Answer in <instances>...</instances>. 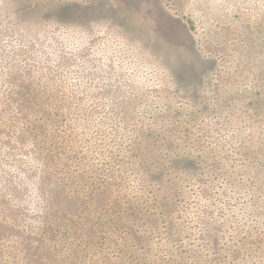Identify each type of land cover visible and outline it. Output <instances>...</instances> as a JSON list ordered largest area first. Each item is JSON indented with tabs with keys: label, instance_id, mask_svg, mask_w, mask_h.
Segmentation results:
<instances>
[{
	"label": "rangeland",
	"instance_id": "374dc122",
	"mask_svg": "<svg viewBox=\"0 0 264 264\" xmlns=\"http://www.w3.org/2000/svg\"><path fill=\"white\" fill-rule=\"evenodd\" d=\"M0 105L65 106L72 172L95 169L136 209L144 184L123 161L181 127L200 164L192 187L210 173L211 193L231 199L226 216L187 200L183 228L149 216L146 232L118 228L116 208L56 202L86 230L50 244L37 195L51 167L0 137V264H264V0H0ZM249 239L257 254L235 251Z\"/></svg>",
	"mask_w": 264,
	"mask_h": 264
},
{
	"label": "trees",
	"instance_id": "16d2710c",
	"mask_svg": "<svg viewBox=\"0 0 264 264\" xmlns=\"http://www.w3.org/2000/svg\"><path fill=\"white\" fill-rule=\"evenodd\" d=\"M19 14L21 13L19 12ZM182 83L185 85V89L191 93L198 86L196 81L186 80L185 77ZM3 106L0 105V129H3V132H0V137L5 140H21L24 145L20 151L26 149L29 153L38 154L41 158V165L46 164L51 167V171H45L46 174H42L41 187L38 189L40 194L36 193L40 199L39 206L43 208L44 215L47 214L45 217H53L51 223L46 221L42 225L43 229L41 228L42 234L51 238L50 244H57L58 240L55 241V236L81 234L86 230V227H83L81 223L75 224L76 221H71V223L64 218L63 215L66 212L53 210L56 202L58 205L78 206L82 209L81 211H85L89 204L109 209L116 208L120 213L117 226L128 232L141 229L145 232L148 231L150 227H141V224L150 220L149 216L155 220L148 221L153 229L169 226L183 228V218L186 213L181 207L187 200L198 201L201 206L207 205L211 208L216 204H221L224 208L222 215L226 216L228 212L225 208H229L228 204L231 199L220 201L206 186L210 173H206L202 180L197 181L198 185L192 187V179L188 177L189 172L193 169L192 167L198 168L200 164L195 162L188 151H182L187 148L188 142L182 136L184 130L181 127L174 134L169 133L168 137L157 134L159 140L143 142L138 145L139 152L136 156L131 157L129 161H123L125 165L129 166V169L131 167L133 174L139 173L138 176L144 184V190L140 191L139 196L146 198V205L136 209L134 207L136 202L129 201V198L127 200V197L125 196V198L121 192L115 195L111 187L103 189L101 187L103 184L109 182L113 184V180L105 179L95 169V171H90L89 177L78 176L72 172L70 163L66 161L69 156L65 153L69 152L70 136H72L68 121L69 113L65 106L6 105L4 108ZM198 106L188 105L193 110ZM181 110H185V108L182 107ZM177 123H180V120ZM73 158L75 159V156ZM56 166L57 168H54ZM134 171L136 172L134 173ZM256 192L257 196L262 198V186L256 190H248L251 199L254 198ZM221 193L222 196L226 194L223 191ZM157 205L164 207L167 205L166 211L164 209L158 211L159 206ZM249 210H252V207ZM208 212L200 211L199 214L205 215ZM249 213L252 214V212ZM145 214L148 219L144 217ZM0 231L3 232L5 229L0 227ZM249 246H253L255 253H258L259 244L253 245L250 243V239L247 244L233 243V248L239 252H246L247 247L248 250H252L253 247Z\"/></svg>",
	"mask_w": 264,
	"mask_h": 264
}]
</instances>
